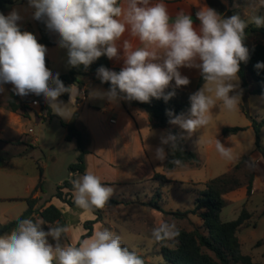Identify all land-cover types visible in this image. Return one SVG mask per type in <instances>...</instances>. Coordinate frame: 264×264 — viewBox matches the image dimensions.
<instances>
[{"label": "clouds", "instance_id": "clouds-1", "mask_svg": "<svg viewBox=\"0 0 264 264\" xmlns=\"http://www.w3.org/2000/svg\"><path fill=\"white\" fill-rule=\"evenodd\" d=\"M259 4L264 7V0ZM27 6L32 20L43 24L56 37L57 46L66 50L70 68L88 70L102 56L123 61L118 72L105 66L96 70V78L110 87L89 89L90 99L110 104L150 103L152 99L167 103L176 96V89L191 83L180 69L198 70L204 83L189 95L187 112L166 110L168 123L180 133L166 130L160 134L159 144L150 148L153 160L177 168L183 167V161L170 159L172 152L182 150L180 143L186 136L210 123L217 101L229 112L237 110L242 97L240 65L250 58L245 29L249 24L264 27V16L253 15L248 20L239 14L224 17L207 5L195 13L196 26L191 14L179 12L171 17L164 0H27ZM22 20L18 8L7 15L0 12V93L11 84L15 95L42 96L53 113L70 119L68 106L75 105L84 92L76 83L66 86L59 72L47 67V47L35 34L21 29ZM126 32L140 46L134 48L126 39L120 43ZM255 68L264 69V62ZM64 94L69 97L67 104L59 99ZM215 147L222 158L236 159L232 148L220 140L216 139ZM258 162L264 160L252 158L245 163L257 168ZM74 176V204L85 211L103 209L114 189L92 172ZM179 236L177 225L164 220L151 231L156 243L173 242ZM71 240L68 225L42 218L20 219L10 233L0 235V264H145L135 249L107 228L95 230L79 245Z\"/></svg>", "mask_w": 264, "mask_h": 264}, {"label": "crops", "instance_id": "crops-1", "mask_svg": "<svg viewBox=\"0 0 264 264\" xmlns=\"http://www.w3.org/2000/svg\"><path fill=\"white\" fill-rule=\"evenodd\" d=\"M220 1L229 10L239 9V6L236 2L231 5L228 0ZM257 1L259 2V0ZM164 3L167 5L171 17L174 18L179 12L191 14L196 26H198L199 21L195 19V13L203 5L211 7L207 0H164ZM31 28L33 31L36 30L38 36L37 40H39L40 34L36 28V21H34V27L31 26ZM125 39L129 40L134 48L140 46L138 39L131 37L127 32L121 38L120 43H122ZM110 63L111 70L114 71L120 70L123 65L122 60H110ZM46 65H48V63ZM180 71L182 75L189 77L191 83L188 86L181 87L177 90L186 93H193L197 91V85L200 78L198 70L182 68ZM81 81L82 86L79 87L82 90L85 89L87 91V95L84 99L78 98L75 105L68 106V111L71 114L70 119H64L56 115L51 109L49 112L44 111L42 109V104L40 106H34L32 103L35 100L26 103L28 107L27 117L23 116L22 112L15 113L8 111L5 108H0V140L10 143L20 140L27 145L33 146L34 153L41 146L38 144L39 139L35 136H31L34 134L31 124L34 121L43 123L44 120L46 122L47 120H58L61 122L62 127L65 130V133L62 136L63 141H65L71 149H77V143L75 140L67 141L66 137L68 132L64 127V124L75 123L79 130L86 133L90 139L89 144L87 145L88 154L86 155V172H92L93 174L99 176L103 184L112 187L114 191L118 192L119 196L117 197V201L120 202L119 205L106 204L103 209H100L102 220L94 225V231L101 230L104 225L111 227L109 223L107 224L104 222V216H107L108 212L119 210V208L123 205H126L127 207L138 206L145 214L147 211L144 210H148V208L151 209L149 204L152 203L151 201L154 199L157 193H159L160 203L164 206L163 210L168 213H184L194 210L196 200L201 194V191L204 189V184H206L211 179L216 178L213 176V172H209L212 161L211 155L212 152L216 150V139L220 140L221 143H223L226 147H231L233 153L234 150L240 146L241 139L238 138H240L239 134L241 132L237 135L226 137L223 135V129L226 127H240L244 128V131L254 130L252 123L239 124V122H234L241 120L240 117H238V113H243L241 109L243 97H241V101L237 110L231 112L223 109L221 106L222 102L217 101L216 107H214L211 111L210 123L205 128L198 130L191 137H187L185 134L186 138L184 141L187 147L198 155L201 160V166L197 167L195 165L186 164L185 166L174 171L167 172L165 170V162L161 163L152 159L150 148L154 149L159 144L160 134L169 129L153 128L151 126L148 113L144 109L130 105L129 102L121 101L119 104H110L105 100L90 99L88 96L89 89L100 88L107 90V88H105L99 82V79H97L96 76H86L83 77ZM239 89L242 91L240 80ZM20 98L21 100L24 99V97L21 96ZM60 98H63L66 100V102H68L69 99V97L64 98L63 96ZM250 98L251 95L248 97L249 104ZM75 114L77 115L76 119L74 118ZM170 130H175L178 133L181 131L178 127L172 125L170 126ZM48 133L50 136H52L50 137L52 140L56 132L49 130ZM44 139L47 140L46 137H44ZM216 154L220 162L226 160L222 158L219 153ZM248 156L257 160H264L263 155L258 150L252 151ZM242 157L238 156L232 161L227 160L225 165V173H227ZM31 158V156L16 157L7 164L0 165V176L1 172L5 168H9L11 172H15L14 174L19 173V175L24 176L23 173H25L26 168L29 167V160ZM36 164L38 166V170L39 166L43 169L44 177V167L39 162ZM61 164L62 163H60V160H57L54 166V171H57ZM33 166L36 167V165ZM39 173L33 179L38 180L40 177ZM156 174L164 175L167 180L170 181V183L160 185L158 182L153 181V177ZM69 177L70 179L66 181L71 182V180L75 178L74 174L72 173H70ZM63 184L64 182L59 184V186H62ZM36 187L34 184L32 185L29 183L27 184L26 188L24 189V193L21 196L9 198L8 200L18 202L20 201L21 204H25V212L28 208L25 199L32 195ZM262 188H264V162H258L257 168L255 170L253 194H256ZM166 189L171 190L166 191ZM64 192H68V190H64ZM166 192H173L175 194L174 197H172L174 200L171 199L172 201L177 199L185 200L186 198H191L193 206L190 208H184L183 206L171 203L170 197L167 196ZM70 193L72 195V192ZM185 194H187L188 197H186ZM34 197L39 199L37 208L42 206L45 208L50 205H55L63 212L67 225L71 228L72 240L69 242L75 243L77 245L79 243L78 239L80 238V235H73V230L75 228L82 229L84 228L83 226L85 221H93L97 218V215L93 212V210L85 211L78 208L77 206L70 207L56 198L55 194L44 199L43 191L38 190ZM247 197V188H243L239 191L228 194L225 196V199L228 201L229 206L233 207L234 209H238L245 204ZM256 205L257 204H255V206ZM226 208H224L221 213V219L223 222H226L224 215ZM191 215L192 214H190L188 218L183 219V221L188 219L191 220ZM145 216L148 217L142 218L141 221H145L150 225L156 226V224L161 220L168 221L170 223H176L174 220L175 217H173V215L167 216L163 212L154 208L151 209L150 213H147ZM149 216L151 219H153L152 223L149 219ZM253 219L254 216H252L251 213V221ZM193 223L197 227L203 226V221L201 218L198 222ZM85 231L86 230H84L81 235H84L86 233ZM187 231L192 230L189 229ZM238 237L240 239L242 249L245 243L249 241L252 242L251 234L250 236L245 237L247 240L245 238L242 239L239 235V232ZM252 259L255 261V258L252 257ZM259 263L264 264V262Z\"/></svg>", "mask_w": 264, "mask_h": 264}, {"label": "trees", "instance_id": "trees-1", "mask_svg": "<svg viewBox=\"0 0 264 264\" xmlns=\"http://www.w3.org/2000/svg\"><path fill=\"white\" fill-rule=\"evenodd\" d=\"M211 8H214L218 13L224 17L231 16L232 11L228 10L220 0H207ZM13 0H0V12L5 14L7 11V4H12ZM36 28L40 34L39 43L44 44L46 47H53L56 45L54 36L45 31L44 25L36 21ZM246 35H256L259 40L253 46L249 48L250 58L247 63L241 62L239 77L242 86V97L244 98V104L242 105V111L245 115L249 116L247 111L248 96H263L264 97V69L257 70L255 65L258 62H264V27H255L250 25L245 29ZM48 60L46 59V64ZM100 66H105L111 69L110 60L107 57L102 56L95 61L88 70H84L83 66L80 68H70L67 74L60 76V79L66 86L76 83L78 86H82L81 79L86 76H96V70ZM119 71V70H115ZM100 82V80H99ZM253 82L254 87L251 88ZM101 83V82H100ZM203 80L200 76L197 89L203 85ZM105 88H109L110 84H102ZM171 90V89H169ZM176 96L165 103L162 99H152L150 103H140L137 101L130 102V105L144 109L148 115L151 126L153 128L170 129L168 123V116L166 110H172L176 114L181 112H187L190 107L189 95L192 93H186L176 89ZM194 93V92H193ZM64 98H68L67 94L62 95ZM38 101V100H37ZM39 102V101H38ZM40 104L44 111L50 110L48 104L41 98ZM8 110L11 112H22L23 116H28V107L24 103L20 96L11 93V98L8 102ZM75 114L74 118L76 119ZM252 120V125L256 133V146L259 152L264 157V147L261 145V132L264 128V120L258 121L256 118L249 116ZM67 129V141L75 140L77 143V149L79 156L77 163L69 166V171L72 174H85L86 172V155L88 154L87 145L89 144V136L79 130L75 123L64 124ZM244 128L240 127H226L223 129V135L233 136L244 131ZM173 133H178L175 130H171ZM9 146H26V148L34 149L33 146L27 145L21 141L16 143H10L0 140V145ZM180 147L182 150H176L172 152L171 158H177L183 161V166L186 164L201 166V160L198 155L191 151L184 140L181 141ZM26 149L25 152L13 155L2 148H0V165L7 164L13 158L28 156L30 152ZM252 159L250 156H243L227 173L211 179L204 184V189L196 200L195 209L187 212L167 213L160 206L150 203L153 208L163 212L164 214L173 215L178 218H187L190 214L198 215L202 221L203 226L198 227L193 231H187L180 229V236L177 238L175 246L169 247L167 242L158 243L160 247V253L169 264H263L255 262L251 256L243 253L242 245L238 237L240 227L244 224L246 218L250 215L245 212L236 220L230 222H223L221 219V213L224 208L228 206V201L225 199L227 193L235 191L236 189L245 186L248 191V196L253 194V184L255 181L256 168L246 164V161ZM180 168V167H179ZM244 168H249L250 172L246 178L248 182L246 185L241 181L238 173ZM178 169L176 166L165 162V170L171 172ZM40 182L34 189L32 195L25 199L28 208L27 210L16 220L10 221L6 224L0 225V235L10 233L17 225L20 219H37L42 218L49 223L59 222L62 225H67L63 212L55 205L48 207L37 208L39 199L34 195L38 190L43 191V169L39 166ZM153 181L158 182L160 185L170 183L164 175L156 174L153 177ZM68 190V192H64ZM72 184L69 181L64 182L62 186H58L55 193V197L58 198L64 204L70 207L76 206L73 202ZM159 198V193L155 195ZM107 204L119 205L117 200L110 199ZM94 213L97 215V219L84 224L87 230L86 234L81 237L82 240L91 237L94 232V225L98 223L101 218L100 209H94ZM250 218V217H249ZM79 242V243H80ZM78 243V245H79Z\"/></svg>", "mask_w": 264, "mask_h": 264}, {"label": "rangeland", "instance_id": "rangeland-1", "mask_svg": "<svg viewBox=\"0 0 264 264\" xmlns=\"http://www.w3.org/2000/svg\"><path fill=\"white\" fill-rule=\"evenodd\" d=\"M229 3L232 5L235 2L239 6L238 10H230L232 11L231 15L239 14L242 19L248 20L253 15L264 16V7H261L257 0H228ZM13 8H18L20 10V14L23 16V20L20 21V26L22 30L30 31L36 35L37 39V32L36 30H32L31 26L34 27V21L31 18V9L27 6V0H13L9 9L5 12L7 15ZM228 9V8H227ZM229 10V9H228ZM230 17V16H228ZM252 24H249V26ZM34 29V28H33ZM56 40V37H55ZM259 38L253 34H247L245 39V44L253 47ZM48 53L46 59L48 60L47 67L51 69L54 73L59 72L60 76L67 74L69 72L70 67L67 65V54L65 49H61L57 46V44L53 47H47ZM251 88L254 87L253 82H250ZM5 90L0 94V108H5L8 110V102L11 98L12 92V85L7 84L4 86ZM242 88V86H241ZM250 96V95H249ZM248 96V97H249ZM41 97H37L35 95H28L24 97L22 100L24 103L32 102L33 100H38L40 103ZM65 104H67L66 100L63 98H59ZM244 104V98H242ZM247 111L249 116L256 118L258 121L264 120V97L262 96H254L251 95L250 104L247 103L246 105ZM242 109V106H241ZM9 111V110H8ZM245 115L244 113H238V117H240L239 124H249L252 123L251 118ZM31 127L34 130V134L31 136H35L39 139L38 144L41 146L36 152L33 153L31 148H26L23 146H9V145H0V148L3 150L17 155L29 149V155L32 158L29 160V167L26 168L24 176L18 174H14L15 172H11L9 168H5L1 172L0 176V225L4 223H8L10 221L16 220L19 218L25 210V204H21L19 201H9V198L19 197L24 193V189L26 188L27 184H34L35 187L40 182L39 179H33L39 173L38 166L36 163H40L44 167V177H43V193L44 199L51 197L53 194L56 193L59 184L69 180L70 171L69 166L72 164L77 163V158L79 156L78 149H71L70 146L63 141V134L65 130L62 127L61 122L58 120H44L42 122L34 121L31 124ZM52 130L56 132L51 140L48 131ZM47 138V140L44 139ZM238 139H241L240 146L234 150L235 157H242L245 155H250V153L254 150H258L256 146V133L254 130L244 131L239 134ZM20 141V140H19ZM18 141L12 142L16 143ZM261 145L264 147V128L261 132ZM32 152V154H31ZM217 150L212 152L211 158V167L209 168V172H213L214 177H218L224 174L225 165L227 160L220 162L217 158ZM62 159V160H61ZM60 160L61 166L58 168L57 171H54V166L56 161ZM33 165H36L34 167ZM250 172L249 168H244L242 171L238 173L241 181L244 185L247 184L248 179L246 178L247 174ZM40 175V173H39ZM245 186H242L235 191H239ZM171 189H166L169 191ZM232 191V192H235ZM230 192V193H232ZM230 193H227L226 196ZM119 193L114 191L112 195L113 200H117ZM167 196L170 197V200H174V193L170 192L167 193ZM186 197L187 194H185ZM170 201L171 203H175V205L183 206L184 208H190L193 206V202L191 198H186L185 200H175ZM154 205L160 206L162 209L164 206L160 203L159 198L156 196L151 201ZM255 204H257L255 206ZM229 206V204H228ZM151 209L153 207L151 206ZM150 208L145 214L143 210L138 206L127 207L123 205L119 208V210H115L113 212H108L107 216H104V222L111 225H104L103 228H107L110 231H113L122 237V240L126 246L130 249H135L145 260L147 264H169L165 261L163 256L160 253V247L158 243L154 242L151 237V231L155 225H150L147 222L141 221L142 218L148 217L145 216L147 213H150ZM155 209V208H154ZM94 212V211H93ZM245 212L250 215L246 218L244 224L239 230V235L243 239L247 236L252 235L251 239L252 242H247L244 244L243 253L246 255H251L255 258L256 262H264V188L260 189L256 194H252L251 196L247 197L245 204L238 209H234L233 207L229 206L225 210V221L230 222L233 219H238L243 213ZM168 213V212H167ZM251 213L254 216V219L251 221ZM168 216V214H166ZM174 220L176 221L177 227L184 230L191 229L192 231L198 228L193 222H198L199 217L192 214L190 216L191 220H184L185 218H178L176 216ZM98 218V217H97ZM96 218V219H97ZM188 218V217H187ZM95 219V220H96ZM151 223L153 222L151 217L149 216ZM179 219V220H178ZM182 219V220H181ZM102 220V218H101ZM100 220V221H101ZM181 220V221H180ZM94 221V220H93ZM99 221V222H100ZM90 221H85L84 224ZM84 227V226H83ZM45 230H47V226H45ZM84 228L77 229L75 228L73 231V235H80L78 242H80L81 235L84 232ZM87 232V230L85 231ZM86 234V233H85ZM247 240V238H245ZM244 239V240H245ZM51 241V238H49ZM176 241L167 242L169 247H174Z\"/></svg>", "mask_w": 264, "mask_h": 264}, {"label": "built area", "instance_id": "built-area-1", "mask_svg": "<svg viewBox=\"0 0 264 264\" xmlns=\"http://www.w3.org/2000/svg\"><path fill=\"white\" fill-rule=\"evenodd\" d=\"M83 92H84V95L82 98L84 99L87 95V91L85 89H83ZM35 102H37V103H34V101L32 103L34 106H40L41 105L37 100H35Z\"/></svg>", "mask_w": 264, "mask_h": 264}, {"label": "water", "instance_id": "water-1", "mask_svg": "<svg viewBox=\"0 0 264 264\" xmlns=\"http://www.w3.org/2000/svg\"><path fill=\"white\" fill-rule=\"evenodd\" d=\"M9 6H11V4H7V10L9 9ZM145 264H147V263L145 262Z\"/></svg>", "mask_w": 264, "mask_h": 264}]
</instances>
